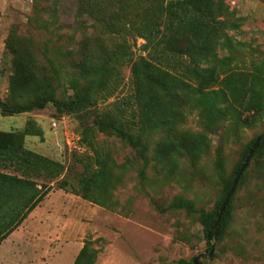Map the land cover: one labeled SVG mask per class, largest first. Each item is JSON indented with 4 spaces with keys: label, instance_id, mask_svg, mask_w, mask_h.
Listing matches in <instances>:
<instances>
[{
    "label": "trees",
    "instance_id": "obj_1",
    "mask_svg": "<svg viewBox=\"0 0 264 264\" xmlns=\"http://www.w3.org/2000/svg\"><path fill=\"white\" fill-rule=\"evenodd\" d=\"M48 1L35 0L32 20L34 32L46 36L44 40L20 35L16 30L7 38L11 96L7 101L0 98L3 116L43 110L50 104L68 115H78L101 92H110L118 85L121 67L128 63L132 67L130 99L97 114L91 126L81 125L93 152L76 191L85 200L111 211L121 209L114 191L123 184L126 167L96 147L89 138L95 130L137 151L143 161L139 176L146 180L151 144L158 165L170 167L181 158L197 164L209 150V136L225 122L241 125L245 114L257 116L258 121L264 117V63L253 62L251 67L241 69L231 53L219 56L220 49L233 46L228 30L239 28L226 0H77L76 25L89 26L97 34L103 32L94 46L86 38L78 47L73 44L75 35H66L64 25L59 23L57 7L62 1L45 6ZM103 36L119 38V43L109 47ZM128 38L130 42L142 39L146 56L135 59ZM67 40L71 42L69 49L56 46ZM65 53L71 59L69 65L63 62ZM65 80L73 95L58 98ZM192 111L197 112L204 127L199 134L181 128ZM26 135L42 136V131L32 124L22 132H0V245L40 206L52 189L51 182L64 172L62 164L26 149ZM257 139L244 149L232 176L225 175L223 161L218 160L223 190L214 211L197 210L195 201L187 198H177L170 206L171 210L198 214L208 254L215 242L226 244L234 232L233 198L252 161L221 218L217 234L214 226ZM263 148L264 140L252 160L259 158ZM243 248L239 245L236 251ZM208 254L205 259L216 258ZM96 258L91 242H87L74 264H94Z\"/></svg>",
    "mask_w": 264,
    "mask_h": 264
},
{
    "label": "rangeland",
    "instance_id": "obj_2",
    "mask_svg": "<svg viewBox=\"0 0 264 264\" xmlns=\"http://www.w3.org/2000/svg\"><path fill=\"white\" fill-rule=\"evenodd\" d=\"M59 1H62L57 7L59 23L64 25V33L75 35L73 44L77 47L86 38L94 46L103 32L97 34L89 26L76 25L77 0ZM226 3L235 13L234 23L239 28L228 30L233 46L220 49L219 56L231 53L241 69L251 67L253 62L264 63V1L226 0ZM54 4L55 0L44 3ZM34 6L35 0H0V98L4 101L11 96V57L6 50L9 34L16 30L37 41L46 38L37 35V30L34 32ZM103 39L109 47L119 43V38L103 36ZM128 42L135 59L146 56L142 39L130 42L128 38ZM70 45L69 40L56 44L65 49ZM40 59L43 60L41 56ZM62 59L69 65L71 59L67 53ZM40 65L46 67L44 62ZM131 68L130 63L121 67L118 85L110 92H101L78 115H68L52 104L43 110L15 116H3L0 111V132H22L34 124L42 136L26 135V149L64 166L63 174L51 182L52 189L40 206L0 245V264H74L87 242L96 251L94 264H182L200 255H204L201 264H264V148L259 158L252 160L233 198L234 232L226 244H213L215 259H205L208 246L198 214L170 209L177 198H187L195 201L197 210L214 211L223 190L218 178L221 170L218 160L223 161L225 175L232 176L244 149L264 135V117L258 121L257 116L245 114L241 125L225 122L217 133L209 136V150L197 164L181 158L170 167L158 165L151 144L146 180L139 176L143 161L137 151L120 139L95 130L89 138L96 147L126 167L125 180L114 191L121 209L111 211L76 192L86 161L93 156L81 125L91 126L97 114L130 99ZM71 95L73 92L65 80L57 97ZM181 128L197 134L204 130L195 111ZM239 245L244 248L237 252Z\"/></svg>",
    "mask_w": 264,
    "mask_h": 264
},
{
    "label": "water",
    "instance_id": "obj_3",
    "mask_svg": "<svg viewBox=\"0 0 264 264\" xmlns=\"http://www.w3.org/2000/svg\"><path fill=\"white\" fill-rule=\"evenodd\" d=\"M264 140V135L260 136L256 141L255 143L253 144V147L252 149L250 150V153L248 155V157L246 158V161L245 163L243 164V166L241 167V169L239 170L238 174H237V177L234 181V184L231 188V190L229 191L223 205H222V208L220 210V213H219V216L217 218V221H216V224L214 226V230H215V233L217 234V231L219 229V225H220V221H221V218L222 216L224 215L225 211H226V208L227 206L229 205L231 199L233 198L235 192H236V189L239 185V182L241 180V177L243 176V174L245 173L246 169L249 167L251 161H252V158L255 154V151L257 150V148L259 147L260 143ZM216 252V246L215 245H212V249H211V252L208 254V257L212 258L214 256ZM204 255H200L198 257H196L194 259V264H199V260L203 257Z\"/></svg>",
    "mask_w": 264,
    "mask_h": 264
}]
</instances>
